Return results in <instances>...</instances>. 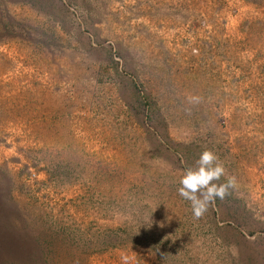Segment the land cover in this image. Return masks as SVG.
Instances as JSON below:
<instances>
[{
  "label": "rangeland",
  "instance_id": "obj_1",
  "mask_svg": "<svg viewBox=\"0 0 264 264\" xmlns=\"http://www.w3.org/2000/svg\"><path fill=\"white\" fill-rule=\"evenodd\" d=\"M206 149L238 186L196 219ZM123 256L264 264V0H0V264Z\"/></svg>",
  "mask_w": 264,
  "mask_h": 264
},
{
  "label": "clouds",
  "instance_id": "obj_2",
  "mask_svg": "<svg viewBox=\"0 0 264 264\" xmlns=\"http://www.w3.org/2000/svg\"><path fill=\"white\" fill-rule=\"evenodd\" d=\"M201 97L190 96L189 103L198 104ZM226 177L224 183H217ZM178 194L190 202L194 218H201L217 199L223 200L230 195V190L238 186L235 176H228L226 168L212 150H204L196 160L195 165L187 168L179 181ZM124 264L128 257L123 256Z\"/></svg>",
  "mask_w": 264,
  "mask_h": 264
},
{
  "label": "trees",
  "instance_id": "obj_3",
  "mask_svg": "<svg viewBox=\"0 0 264 264\" xmlns=\"http://www.w3.org/2000/svg\"><path fill=\"white\" fill-rule=\"evenodd\" d=\"M13 217H11V219H6L5 221V225L6 227H9L12 232L16 233V235H19L17 234V232L19 231H25V230H28V229H32V224L30 223V221H26L24 222L21 218L19 219H12ZM37 224L39 223V220H37L36 222ZM30 230H28L29 232ZM38 236H36L35 238L32 239V242L30 245V247H33V246H37V245H34L33 243H36V240L38 241Z\"/></svg>",
  "mask_w": 264,
  "mask_h": 264
}]
</instances>
